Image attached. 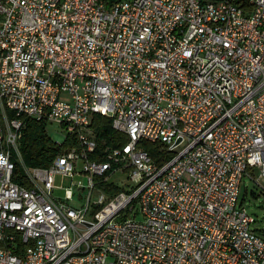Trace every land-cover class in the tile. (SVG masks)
<instances>
[{
    "label": "built area",
    "instance_id": "1",
    "mask_svg": "<svg viewBox=\"0 0 264 264\" xmlns=\"http://www.w3.org/2000/svg\"><path fill=\"white\" fill-rule=\"evenodd\" d=\"M23 117L75 144L27 166ZM245 177L264 191V0H0V264H264Z\"/></svg>",
    "mask_w": 264,
    "mask_h": 264
},
{
    "label": "trees",
    "instance_id": "2",
    "mask_svg": "<svg viewBox=\"0 0 264 264\" xmlns=\"http://www.w3.org/2000/svg\"><path fill=\"white\" fill-rule=\"evenodd\" d=\"M13 112L9 111V116H12ZM23 129L22 136L20 138L19 149L22 158L27 166H49L53 160L65 149L72 147L75 143L71 138L63 144H57L56 141L47 132V123L45 121H38L33 118L23 117ZM93 127L96 132L97 139L104 145L117 144L118 142L126 141L125 135H122L112 127V119L101 115L95 114L93 119ZM141 146L147 149L152 157L157 162H163V153L159 143H153L143 141ZM15 180L27 184L23 179L21 172V165L17 162L16 177ZM113 186V183L111 184ZM117 189V187H116ZM121 190L122 188H118Z\"/></svg>",
    "mask_w": 264,
    "mask_h": 264
},
{
    "label": "rangeland",
    "instance_id": "3",
    "mask_svg": "<svg viewBox=\"0 0 264 264\" xmlns=\"http://www.w3.org/2000/svg\"><path fill=\"white\" fill-rule=\"evenodd\" d=\"M64 127L59 123H49L47 126L48 134L54 139H57V134H64ZM120 133V132H119ZM124 135L123 133H121ZM103 139L102 142H104ZM102 145V144H101ZM113 144H108V146H112ZM107 146V145H105ZM102 147V146H101ZM66 150V149H65ZM85 180V178L79 176L76 177L75 180ZM110 183L122 188V189H130V187L134 184L131 179L128 178V174L124 172H117L111 178ZM71 179L64 178L61 175L56 177V185L60 188L55 190V196L65 199L66 195V187H70ZM61 186H63L61 188ZM74 197L70 203L75 206V208H81L86 199L88 191L85 189L80 192L78 187L73 188ZM82 194V197H81ZM239 203L246 207L248 213L254 217L256 220L253 224V229L264 237V191L262 187L259 185L257 180H252L248 177L243 179V182L240 187V196ZM139 218L141 216H138Z\"/></svg>",
    "mask_w": 264,
    "mask_h": 264
}]
</instances>
